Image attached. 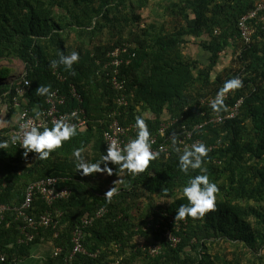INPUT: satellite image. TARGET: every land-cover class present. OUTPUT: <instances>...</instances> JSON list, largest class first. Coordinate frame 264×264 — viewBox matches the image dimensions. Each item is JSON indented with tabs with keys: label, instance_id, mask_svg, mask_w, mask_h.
Returning a JSON list of instances; mask_svg holds the SVG:
<instances>
[{
	"label": "trees",
	"instance_id": "1",
	"mask_svg": "<svg viewBox=\"0 0 264 264\" xmlns=\"http://www.w3.org/2000/svg\"><path fill=\"white\" fill-rule=\"evenodd\" d=\"M255 1L0 0V117L6 116L0 123V143H8L0 149V203L10 208L0 223V250L8 260L31 257L34 264H60L71 248L72 230L103 206L107 213L84 228L87 252L98 254H79L77 264H108L117 244L116 254L124 256L119 264H264V29L260 20L252 21L254 34L246 43L237 27ZM194 44L207 52L206 63L188 52L187 46ZM123 45L135 53L129 64L120 66L127 99L118 117L123 126L143 116L151 134L167 119L175 120L167 135L183 126L192 129L213 112L202 99L214 97L227 79L238 76L243 81L240 89L227 94L226 111L220 112L228 113L242 98L238 113L194 133L210 149L203 167L219 188L216 208L203 218L175 219L176 208L187 203L182 199L184 184L189 175L199 174L179 170L177 143L169 156H158L135 176L111 163L110 174L76 170L75 149L91 162L106 152L103 131L119 91L105 81L103 67L107 53ZM72 51L80 56L72 70L52 66L59 54ZM226 51L227 64L215 72ZM14 61L22 70L12 66ZM70 83L82 102L67 97L60 108L81 106L86 127L77 128L78 135L47 159L33 152L25 157L9 134L17 128L20 112L37 115L35 108L46 106L47 95H38L37 87H58L66 93ZM50 176L70 194L50 206L35 197L30 213L63 211L62 231L53 239L51 228L41 226L31 242L19 243L16 208L24 190L30 182ZM114 181L117 191L109 200L105 193ZM167 229L176 243L164 237ZM141 242L161 247L152 256L138 248ZM54 244L63 247L59 257L52 256Z\"/></svg>",
	"mask_w": 264,
	"mask_h": 264
},
{
	"label": "built area",
	"instance_id": "2",
	"mask_svg": "<svg viewBox=\"0 0 264 264\" xmlns=\"http://www.w3.org/2000/svg\"><path fill=\"white\" fill-rule=\"evenodd\" d=\"M256 20H260L263 23L262 28L264 29V0H257L254 3L253 8L244 13L238 20L237 27L239 36L246 43H249L252 39L254 34V23L252 24V21ZM107 56L108 61L103 67V76L105 81L110 84L113 89L119 91V96L115 99L116 107L108 114V125L103 131V142L106 148L107 143H109L112 139H117L121 145H123L127 143L129 138L134 137L136 133V129L134 127L135 122L123 126L118 118L121 115L122 108L127 105L126 95L123 93L125 91V85L119 78L120 66L122 64H129L135 56V53H129L127 45H123L108 52ZM57 78L60 81H64V78L60 74H57ZM25 84H27V81H25ZM16 90L17 92H21L22 87H17ZM215 96L202 99L201 104L210 107V102L215 98ZM67 97L75 100L78 104L82 102V98L76 86L72 83L68 85L66 93L61 92L58 87L49 90V94H47L45 100L46 106L43 108H35L36 113H41L42 115H28L24 110L21 111L16 123L17 128H12L9 131L10 138L13 135L22 136L25 124H46L47 122L52 124V122H54L57 118L70 116L72 113H75V116L72 117L71 122L74 123L78 129H84L87 124V117L85 110L81 108V106H76L65 111L61 110L60 107L66 104ZM241 102L242 98H239L229 109L228 113L221 114L220 112L217 113L213 111L209 117H205L202 122L195 124L192 129H187L183 126L181 131L171 133L169 135H167V129L175 120L167 119L162 121L159 124L157 131L154 134H151V139L153 141L152 150L159 152V156L164 155L167 157L170 155V150L173 146V138L176 139V143L180 149H184L185 146H190L193 142H201L200 139L194 138V133L198 130L205 129V126L208 124L215 125L223 122L225 119L233 118L238 113V108ZM14 145L20 147L19 143ZM57 185V177L50 176L32 181L26 186L24 190V199L18 208H16V219L20 221L19 228L22 233V237L18 240L19 243L28 244L31 242L34 239L38 228L41 226L51 228L53 231V239L60 235V231H62L61 220L64 216L63 211L58 209H44L37 215H33L29 212L35 197L41 198L46 205L50 206L54 201L64 199L70 194V189L67 186L58 187ZM9 209L8 205L0 203V223L4 219V213ZM106 213L107 209L101 206L92 214L86 215L82 218L80 223L76 225L70 234V250L63 254V247L61 245L54 244L52 247V256L59 257L63 254L62 262L60 264H77L76 259L79 254H88L91 257H96L98 251L92 254L88 253L83 244L84 228L87 225H91L94 220L101 218ZM170 222H172V220H170ZM32 231H34V233ZM164 237H166L167 240H170L173 244L177 242V238L171 235L169 229L165 231ZM160 247V243L145 245L144 242H141L138 245V248H141L143 251H146L152 256L159 252ZM113 251L114 253L112 256L107 258L108 264H119L123 258L122 254H116L119 252V244L114 245ZM7 258L8 257L5 252L0 251V264H24L25 261L18 257L12 258V260H8Z\"/></svg>",
	"mask_w": 264,
	"mask_h": 264
},
{
	"label": "clouds",
	"instance_id": "3",
	"mask_svg": "<svg viewBox=\"0 0 264 264\" xmlns=\"http://www.w3.org/2000/svg\"><path fill=\"white\" fill-rule=\"evenodd\" d=\"M79 59V53L72 51L70 55L59 54L58 59L53 60L51 64L54 67L63 65L67 70H72V66ZM242 86L243 81L238 76L227 79L218 90L215 98L211 100V109L217 113L226 111L225 100L227 94L240 89ZM36 91L38 95L49 94V88L47 86H39ZM40 115L42 114L37 113V116ZM74 116L75 113H72L70 116L57 118L52 122L51 127L47 124H25L22 136H11V143H19L20 147L24 149L23 155L25 157H27L29 152H33L40 159H47L64 142L78 135L77 126L71 122ZM134 127L136 129L134 137L129 138L127 143L123 145L117 139H112L107 143L106 152L96 162H91L87 157L82 155L81 149H75L73 151V157L76 161V170H81L83 175L97 172L110 174L112 169L108 165L111 163L115 166L118 165L121 170H126L133 176L143 173L149 167L150 162L157 159L159 152L152 150L153 141L151 139V133L143 116H137L135 118ZM172 143L173 145L176 144L175 138H173ZM7 146V142L0 143V149H4ZM175 150L178 153L180 171L187 175L190 170L193 172L199 170V174L189 175V178L182 188V199H186L187 203H182L176 208L175 219L182 220L186 217L193 219L203 218L206 213L216 208V194L219 192L218 185L209 179L207 170L203 167L204 159L207 157L210 149L201 141L193 142L190 146H185L182 152L178 147ZM101 164H103V167H101ZM57 186L61 187L59 185ZM116 191L112 187L105 195L111 200ZM25 261L30 262L32 259L30 257L25 259Z\"/></svg>",
	"mask_w": 264,
	"mask_h": 264
},
{
	"label": "crops",
	"instance_id": "4",
	"mask_svg": "<svg viewBox=\"0 0 264 264\" xmlns=\"http://www.w3.org/2000/svg\"><path fill=\"white\" fill-rule=\"evenodd\" d=\"M256 1H257V0H256ZM256 1H255V2H256ZM195 40H196V39H195ZM199 47H200V46H199ZM191 49H193L194 56H196L197 59H199V60H200L201 62H203V63H206V62H207L208 54H207V52H205L201 47L198 48V44H194V47L192 46ZM197 53H198V54L201 53L204 59H202L201 56L197 57ZM192 55H193V54H192ZM194 56H193V57H194ZM229 56H230V54L228 53V51L223 52V53L220 55V60H219V64H218V65L220 66V68H221V67H224V66L227 64V62H228V60H229ZM2 117H3L4 120H6V116H5L4 114L2 115ZM2 121H3V120H2V118L0 117V123H3ZM0 125H3V124H0ZM24 263H25V264H34L33 260L30 261V262L25 261Z\"/></svg>",
	"mask_w": 264,
	"mask_h": 264
},
{
	"label": "rangeland",
	"instance_id": "5",
	"mask_svg": "<svg viewBox=\"0 0 264 264\" xmlns=\"http://www.w3.org/2000/svg\"><path fill=\"white\" fill-rule=\"evenodd\" d=\"M146 13L147 12H145L144 13V18L145 19H149V18H147V15H146ZM196 43V42H195ZM188 47V52L190 53V54H193V56H194V53H193V49H191V48H189V45L187 46ZM198 48H200L199 46H198ZM186 52H187V50H186ZM199 56H201L202 57V59H204L203 58V56H202V54L200 53V54H198L197 53V57H199ZM195 58H196V56H194ZM12 66H14V68H17V69H19V70H22V65H21V63H19V61H14L13 63H12ZM215 72H217L218 70H220V66L219 65H217L216 67H214V69H213ZM18 72H21V71H18ZM215 74V73H214ZM2 118V120H3V117H1ZM114 184H112L111 186L112 187H114L115 189H117V183H115V181L113 182ZM141 198V200L143 199V195H142V197H140ZM140 205H142L141 204V202H140ZM228 249V252H229V248H227ZM124 257V256H123Z\"/></svg>",
	"mask_w": 264,
	"mask_h": 264
}]
</instances>
